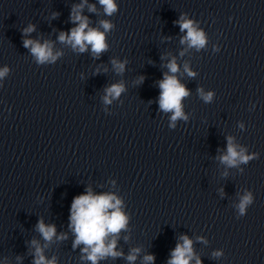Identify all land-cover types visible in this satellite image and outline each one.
Instances as JSON below:
<instances>
[{"label":"water","instance_id":"95a60500","mask_svg":"<svg viewBox=\"0 0 264 264\" xmlns=\"http://www.w3.org/2000/svg\"><path fill=\"white\" fill-rule=\"evenodd\" d=\"M232 144L244 150L248 162L229 166L220 158L134 253L135 260L123 264H168L184 236L192 241L189 264H264V100ZM248 194L252 202L241 214L240 202ZM149 255L153 261L145 260Z\"/></svg>","mask_w":264,"mask_h":264},{"label":"clouds","instance_id":"9594fccd","mask_svg":"<svg viewBox=\"0 0 264 264\" xmlns=\"http://www.w3.org/2000/svg\"><path fill=\"white\" fill-rule=\"evenodd\" d=\"M100 4L104 6L106 14L111 15L116 11V4L114 0H99ZM83 5H77L73 9L72 20L73 22H79L78 26L73 28L69 34L61 32L59 35V40L61 42L67 41L72 44L73 48L79 47L80 51L83 52L86 49V45H91L92 51L94 53H101L107 49L105 43L104 33L98 30L88 28V19L81 16L79 9ZM94 10V7L90 8V11ZM102 26L105 30L111 28L110 23L107 21H102ZM180 25L181 31L187 30V35L182 38L181 43L188 42L190 47L202 48L205 43V36L202 31H197L191 21L180 20L177 21ZM85 29H88L85 32ZM34 30L33 26H29L26 32H31ZM31 46L32 54L37 57L40 63H43L49 59L55 60L52 54L51 48L48 43L41 45L38 42L32 40H25L24 47ZM113 66L117 71H123L124 64L113 61ZM171 73H176L178 71L177 64L173 59L167 65ZM185 70L188 71L187 66ZM8 71L5 68L0 71V77H3ZM189 76H193L194 73L188 71ZM159 87L161 89L159 97L160 109L165 112H173L171 119L175 121L178 118L183 117L181 101L189 93L184 85L180 84L175 76H170L167 73L164 79L160 81ZM124 91V87L121 84H114L106 89L107 96L105 97V102L110 103L108 96L119 97L121 92ZM202 98L207 102L211 100L212 94H204L202 90H199ZM186 118V117H185ZM250 159L249 156L244 154V150L241 149L239 152L236 147L232 144L231 138H229L227 154L221 157V161L229 166H236L237 162L247 163ZM115 201V203H113ZM252 202L251 194L245 195L239 205L241 214L244 213L245 208ZM120 201L117 200L112 195H92L89 191L86 195H80L76 197L71 205V215H70V227L76 234V240L74 242V247L83 243L86 247L83 249L84 252L88 253L87 259L96 264L99 258L105 256H118L120 253L114 251L115 240L111 243L105 244V238L109 234H116L121 229H123L127 223L126 216L121 212ZM112 210L111 212L109 210ZM38 231L43 235L45 240H51L55 235V226H46L41 220L37 225ZM183 244H177L176 248L172 252V257L168 261V264H189V260L192 258V241L184 236L181 238ZM35 244V241H33ZM138 252L137 250H133ZM219 255V253H217ZM35 264H52V262H45L44 256L41 254V249L36 248ZM135 255H129L128 260H135ZM146 261H153L154 257L149 255L145 257ZM197 264L200 261L197 260Z\"/></svg>","mask_w":264,"mask_h":264}]
</instances>
